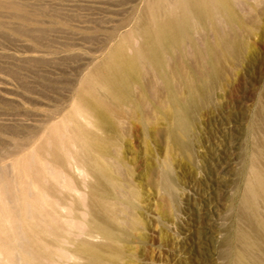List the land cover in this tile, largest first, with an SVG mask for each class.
Segmentation results:
<instances>
[{
	"label": "rangeland",
	"instance_id": "1",
	"mask_svg": "<svg viewBox=\"0 0 264 264\" xmlns=\"http://www.w3.org/2000/svg\"><path fill=\"white\" fill-rule=\"evenodd\" d=\"M260 173L264 0H0V264H264Z\"/></svg>",
	"mask_w": 264,
	"mask_h": 264
},
{
	"label": "bare ground",
	"instance_id": "2",
	"mask_svg": "<svg viewBox=\"0 0 264 264\" xmlns=\"http://www.w3.org/2000/svg\"><path fill=\"white\" fill-rule=\"evenodd\" d=\"M220 1V0H219ZM221 1H223V0H221ZM204 2V1H203ZM196 5H197V2H196ZM199 5V4H198ZM225 5V4H224ZM198 8H200V7H198L197 6V8L196 9H198ZM203 8H204V6H203ZM203 11H204V9H203ZM229 14V13H228ZM234 19V18H233ZM171 25V24H170ZM172 26V25H171ZM148 33V32H147ZM149 35V34H148ZM148 38H150V37H148ZM221 39V38H220ZM222 40H223V38H222ZM222 40H219V41H222ZM226 40V39H225ZM224 40V41H225ZM150 41V40H149ZM218 41V42H219ZM220 43L221 42H219V49L221 50V47H220ZM236 44V43H235ZM153 45V44H152ZM225 45H227L226 43H225ZM215 47H217L218 48V46H215ZM227 48H229L230 49V51H233V50H235L236 49V46L234 45V44H230L229 46H227ZM154 49V48H153ZM211 49V48H210ZM224 49V48H223ZM215 50V49H214ZM211 51V50H210ZM216 51V50H215ZM218 51V50H217ZM212 53H214L213 51H211ZM119 53V52H118ZM210 54V56H212V54L211 53H209ZM124 55H126V54H124ZM214 55V54H213ZM121 56V55H120ZM119 56V57H120ZM129 59V58H128ZM155 59V58H154ZM112 60V59H111ZM115 60V59H114ZM120 60V59H119ZM130 60H132V59H130ZM109 61V60H108ZM112 63H113V61H111ZM121 62V61H120ZM125 62V61H124ZM128 62V61H127ZM105 64H107L106 62H105ZM104 64V65H105ZM108 64H110V63H108ZM114 64V63H113ZM120 65V64H119ZM129 64H127V66H128ZM131 65V64H130ZM107 66V68H109V66L108 65H106ZM114 65H112V67H113ZM132 66V65H131ZM111 67V66H110ZM103 68H106V67H103ZM106 68V69H107ZM128 68H129V66H128ZM106 69H105V71H106ZM117 69H119V68H109V69H107V71L106 72H104L105 74H103V76H104V81H102L103 82V84L104 85H106V88H108V90L112 93V94H114L115 96H118L117 98H121V99H123V100H126V99H128L129 98V94H128V91H127V88H126V86H125V84H122V82H121V77H122V75L125 73L126 74V72L127 71H122V69H120L121 71H119V70H117ZM132 69V68H131ZM129 70V69H128ZM104 71V70H103ZM129 72V71H128ZM103 73V72H102ZM133 73V72H132ZM102 76V77H103ZM103 79V78H102ZM124 79H126V78H123V80ZM128 79V78H127ZM105 82V83H104ZM124 82V81H123ZM128 82V81H127ZM203 87H206V86H203ZM129 88V87H128ZM193 88V87H192ZM205 89V88H204ZM203 88H202V91L204 90ZM193 90H195V88L193 89ZM191 90H189V92H190ZM197 93H195V92H193V93H188V95H187V98H188V100L190 101L189 103H192L195 107H197V106H199V104H200V102H201V95H199V92L197 91V90H195ZM192 92V91H191ZM90 97H88V99H89ZM97 98V97H96ZM186 98V97H185ZM90 99H92V98H90ZM89 99V100H90ZM95 99V98H94ZM94 99H92V100H94ZM98 99V98H97ZM101 99V98H100ZM168 99H169V101H170V103L172 104V107L174 108V110H173V114H174V126H173V128H172V136L174 137V139L176 140H179V142H181V136H179V133H180V131H184L190 124H189V121L187 120V117L185 116V114H184V111H183V106L185 107V99L183 98V97H180V96H178V95H176L175 94V92L174 91H170L169 92V95H168ZM85 100H86V98H85ZM88 100V101H89ZM87 101V102H88ZM98 101V102H97ZM106 101V100H105ZM86 102V101H85ZM104 102V101H103ZM89 103V102H88ZM87 103V104H88ZM90 103H91V101H90ZM93 103V102H92ZM92 103H91V107L89 108V109H92L93 111H92V113L94 112V114H96L97 116H98V118H100L98 121L100 122L101 120L106 124V126L111 130V131H117V126H116V124L111 120V118L108 116L109 114H106L107 112V110L105 109L104 111H103V109H102V107H99L98 106V104H96L95 105V103H99V105L102 103L101 102V100H96L94 103H93V105H92ZM105 104V103H104ZM103 104V105H104ZM192 104H191V106H192ZM102 105V104H101ZM102 105V106H103ZM106 105H107V103H106ZM187 105V104H186ZM87 107H89L88 105H87ZM103 108H104V106H103ZM186 109V108H185ZM106 112V113H105ZM111 112V111H110ZM186 112V111H185ZM95 115V116H96ZM101 121V122H102ZM103 123V124H104ZM104 124V125H105ZM85 131V130H84ZM80 133V132H79ZM78 133V134H79ZM82 134V133H81ZM80 134V135H81ZM84 134V133H83ZM82 134V135H83ZM88 135H89V133H88ZM93 135H95V134H93ZM85 136V135H84ZM84 136H82V137H84ZM91 136V135H90ZM75 137V136H74ZM77 137H78V135H77ZM87 139H88V136H85ZM85 137H84V139L83 140H85ZM91 138H93V140H92V145H97V146H99V144L102 146V144L100 143V141H101V139H99L100 137H92L91 136ZM81 139V138H80ZM82 140V141H83ZM90 140L91 139H89V142H90ZM100 140V141H99ZM78 141H79V139H78ZM81 141V140H80ZM84 143H86V145H87V143L88 142H85L84 141ZM99 143V144H98ZM91 144V143H90ZM90 144L88 143V148L90 147H92V148H94L92 145L90 146ZM85 145V146H86ZM182 145L183 146H185L186 145V143L185 142H182ZM89 148V149H90ZM91 148V149H92ZM98 148H102V147H98ZM98 148H97V150H98ZM104 149V148H103ZM91 152H92V150H91ZM92 162V161H91ZM98 166V165H97ZM98 167H96V169H97ZM99 168H101V166L99 167ZM84 169H86V167L84 168ZM86 171H88V170H86ZM97 171H98V169H97ZM98 172H101V174H102V170L101 171H98ZM95 173V172H94ZM259 174V173H258ZM261 174V173H260ZM98 175V174H97ZM263 174H261V176H262ZM259 176V175H258ZM264 176V175H263ZM95 177H96V175H95ZM99 177V176H98ZM256 178V177H255ZM101 180V179H100ZM260 180V179H259ZM98 181H99V178H98ZM250 181V180H249ZM254 181V180H253ZM264 181V180H263ZM256 182V181H255ZM260 183H262V182H260ZM257 184V183H256ZM255 184V185H256ZM254 185V186H255ZM257 185H259V183L257 184ZM262 185V184H261ZM259 187V186H258ZM248 194V193H247ZM263 195H264V193H262ZM250 195H252V193L250 194ZM262 195V196H263ZM264 198V197H263ZM248 199V198H247ZM247 199H246V201H247ZM248 202V201H247ZM253 202V201H252ZM254 203V202H253ZM249 206H250V204H249ZM254 206H252L251 208H253ZM258 220H259V218H258ZM106 222V221H105ZM263 223H264V221H263ZM261 223L259 222V225H260ZM264 231V230H263ZM261 240L262 241H264V234H263V236H262V238H261ZM260 240V241H261ZM251 242H253V241H251ZM257 242V241H256ZM4 243V242H3ZM3 243H0V244H2L3 245ZM7 243H5V245H6ZM253 245V244H252ZM5 248V247H4ZM5 249H8L7 247L5 248ZM242 252V251H241ZM82 253V252H81ZM90 253V252H89ZM92 253V252H91ZM243 254V253H242ZM96 256H98V255H96ZM239 257L241 258V256L239 255ZM241 261V260H240ZM237 262H238V260H237ZM247 264V263H246Z\"/></svg>",
	"mask_w": 264,
	"mask_h": 264
}]
</instances>
